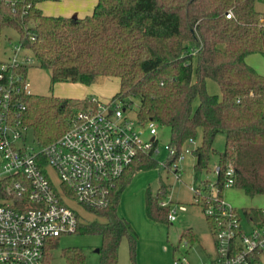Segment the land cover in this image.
<instances>
[{
	"label": "trees",
	"instance_id": "obj_1",
	"mask_svg": "<svg viewBox=\"0 0 264 264\" xmlns=\"http://www.w3.org/2000/svg\"><path fill=\"white\" fill-rule=\"evenodd\" d=\"M42 1L16 0L12 5L0 0V33L6 26L17 29L20 42L35 53L41 67L50 69L52 85L119 77L121 88L113 98L130 104L131 97H138L141 122L154 120L170 128L169 147L176 153L169 152L167 165L177 160L187 141L201 137L192 150L195 169L209 171L211 156L217 153L220 171L215 181L201 180L199 189L208 192L215 187L222 198L232 162L233 185L250 196L264 193V74L246 59L264 53V11L256 8L257 0H98L85 16L46 15L38 6ZM229 12L233 14L227 16ZM28 68L19 71L27 75ZM209 78L218 82L220 94L207 90ZM17 101L26 106L24 121L33 128L35 139L46 145L69 127L77 99L22 92ZM220 132L225 148L218 152L213 143ZM155 165V155L143 154L120 179L111 205L93 210L99 218L89 224L80 221L76 232L103 237L100 264H118L125 235L135 255L137 233L117 207L127 175ZM166 196L164 184L157 195L147 190L150 218L169 220L171 202L160 204ZM243 212L247 219L264 224L263 210L246 207ZM207 221L213 225L210 215ZM183 235L189 245L198 239L191 229ZM63 255L67 264L85 258L76 247L65 249ZM257 260L264 264L262 255Z\"/></svg>",
	"mask_w": 264,
	"mask_h": 264
},
{
	"label": "built area",
	"instance_id": "obj_2",
	"mask_svg": "<svg viewBox=\"0 0 264 264\" xmlns=\"http://www.w3.org/2000/svg\"><path fill=\"white\" fill-rule=\"evenodd\" d=\"M23 47L21 42L15 45V54ZM27 59L0 61V264H46L52 240L76 232L81 221L65 196L90 210L107 208L120 179L143 154L158 151L157 122L131 119L121 99L103 101L96 96L78 101L69 127L57 139L46 145L37 140L35 145L27 144L31 126L24 121L25 104L17 101L19 93L31 94L27 75L19 71L28 66ZM147 131L149 137H145ZM187 142L196 143L193 139ZM169 149L176 153L174 147ZM181 158L180 153L177 159ZM47 166L57 171L62 191L51 180ZM174 170L179 171L177 160ZM214 170L219 173L218 163ZM226 176L225 185H233L232 162ZM192 189L196 201L203 202L206 214L212 217L216 238L215 254L202 264H258L257 255L264 252V224L248 219L252 231L247 233L241 214L219 197L217 188L215 194L214 187L208 192ZM160 204L169 202L161 200ZM176 213V208L170 210V221L176 219ZM184 262H188L186 255L174 264Z\"/></svg>",
	"mask_w": 264,
	"mask_h": 264
},
{
	"label": "rangeland",
	"instance_id": "obj_3",
	"mask_svg": "<svg viewBox=\"0 0 264 264\" xmlns=\"http://www.w3.org/2000/svg\"><path fill=\"white\" fill-rule=\"evenodd\" d=\"M97 3L98 0H92ZM90 3V2H89ZM73 0H44L38 4L43 13L51 16H66L72 8ZM95 7V5H94ZM256 8L264 11V0L256 1ZM94 9V8H93ZM91 11L86 9L79 11L80 16H85ZM70 14H74L73 12ZM70 16V15H69ZM20 44V33L17 29L6 26L0 33V61L10 62L14 57L20 62L27 61V81L30 83L29 90L34 95H50L60 98H74L81 100L96 96L103 101H109L121 88L120 78L117 76H101L92 84L80 82L60 81L55 85L51 82V71L40 66L35 53L24 46L16 54L15 45ZM196 79V62H194V80ZM207 90L211 94H220L221 89L217 81L209 78ZM132 102L122 103L126 107L125 114L131 119L138 118L140 99L131 97ZM119 103V101H117ZM199 104V97L194 101V106ZM149 137V131L145 133ZM171 130L168 126H157V148L155 153L156 165L141 168L129 173L125 178V185L120 195L117 207L118 213L127 218L137 233V246L135 255L130 250L129 236L125 235L119 246L118 264H174L175 260L186 255L188 262L183 264H202L216 252V238L212 226L207 221V214L203 208V202H197L195 190L199 188L201 180L210 178L216 180L215 165L218 155L214 153L209 161L208 169H195L196 157L192 149L201 143V137L195 145L186 142L181 149V159H177L179 171L174 170L175 162L169 166V141ZM27 144L35 145L36 139L33 128L27 132L25 139ZM219 152L225 148V135L220 132L216 135L213 143ZM189 149V151H187ZM47 172L56 187L61 189V179L52 166H47ZM167 187V196L164 200L171 202V209H177L176 219L168 220L166 217L152 219L146 213V192L150 188L157 195L161 185ZM216 188L214 187L213 194ZM223 200L229 206L238 210L244 229L247 233L252 231V222L243 212L246 207H254L264 210V193L250 196L244 189L236 185L225 186ZM67 203L77 212L81 223L89 224L97 220L99 216L95 211L88 209L74 197L65 196ZM184 205V208H180ZM187 229L193 230L198 239L186 246V238L183 235ZM103 244L100 233L74 232L62 234L52 240L49 247L46 264H67L63 251L68 248H78L85 255L84 260L77 264H100V252L98 248ZM264 258V252L262 253Z\"/></svg>",
	"mask_w": 264,
	"mask_h": 264
},
{
	"label": "crops",
	"instance_id": "obj_4",
	"mask_svg": "<svg viewBox=\"0 0 264 264\" xmlns=\"http://www.w3.org/2000/svg\"><path fill=\"white\" fill-rule=\"evenodd\" d=\"M74 4L72 8L67 11L66 16H80L79 11L86 9V12H90L94 8V1L92 0H73ZM90 2V3H89ZM74 14H70V13ZM247 62L252 65L258 72L264 74V53H252L247 56Z\"/></svg>",
	"mask_w": 264,
	"mask_h": 264
},
{
	"label": "water",
	"instance_id": "obj_5",
	"mask_svg": "<svg viewBox=\"0 0 264 264\" xmlns=\"http://www.w3.org/2000/svg\"><path fill=\"white\" fill-rule=\"evenodd\" d=\"M97 251H100V249L98 248Z\"/></svg>",
	"mask_w": 264,
	"mask_h": 264
}]
</instances>
